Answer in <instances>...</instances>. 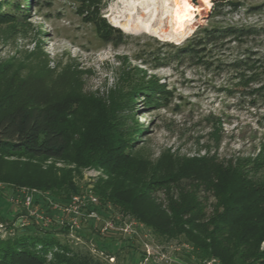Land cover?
<instances>
[{
  "label": "rangeland",
  "instance_id": "374dc122",
  "mask_svg": "<svg viewBox=\"0 0 264 264\" xmlns=\"http://www.w3.org/2000/svg\"><path fill=\"white\" fill-rule=\"evenodd\" d=\"M199 1L201 5L198 0H103L101 17L119 31L105 41L71 0H8L12 7L2 10L15 20L0 23V64L9 65L10 73L15 71L26 83H50L74 71L71 80L80 82L83 93L111 105L122 126L141 128L134 134L133 148H142L147 158L165 150L179 156L214 154L219 160L254 158L264 152V0H230L237 5L214 9L213 0ZM189 22L194 28L179 43L119 26H160L179 37ZM212 27H245L251 32L199 43L201 29ZM189 43L199 58L178 51ZM241 60L247 65H231ZM152 81L168 91L158 105H147L145 94L134 92ZM2 159L12 167L20 162L51 169L56 176L69 171L79 193L61 203L48 191L0 181V238L52 235L103 264H195L187 245L154 235L109 205L99 209L93 188L106 178L102 168H77L52 158ZM89 195L95 196V203ZM201 195L210 212L214 198L203 191ZM73 196L84 203L77 214L63 211ZM154 196L165 203L163 190ZM91 212L95 218L88 216Z\"/></svg>",
  "mask_w": 264,
  "mask_h": 264
},
{
  "label": "trees",
  "instance_id": "16d2710c",
  "mask_svg": "<svg viewBox=\"0 0 264 264\" xmlns=\"http://www.w3.org/2000/svg\"><path fill=\"white\" fill-rule=\"evenodd\" d=\"M7 1L0 0V23L15 20L2 10L11 6ZM71 1L102 39L115 36L118 30L100 15L103 0ZM236 5L230 0L212 1L213 9ZM13 9L24 12L19 5ZM250 32L245 27L202 28L198 40L206 44ZM178 51L199 58L194 43ZM243 61L231 65L237 69ZM10 71L9 65L0 64L1 182L48 191L66 203L71 195L79 193L69 171L56 176L51 169L26 163L16 162L12 167L2 158H52L74 163L77 168L99 167L106 174L93 188L99 209L107 210L109 205L154 235L187 245V255L195 258V264L211 260L217 264H264L262 149L251 159L219 160L208 153L179 156L169 150L147 158L142 148H133L134 134L141 128L122 126L111 105L83 93L80 82L71 80L74 71L59 77L61 83L57 78L50 83L42 79L26 83ZM137 90L145 94L147 105H158L168 93L156 81L134 92ZM133 98L130 93L131 105ZM158 190L164 191L165 203L156 200L154 192ZM202 191L215 200L210 212ZM0 264L103 263L87 251H74L52 235L15 234L0 238Z\"/></svg>",
  "mask_w": 264,
  "mask_h": 264
},
{
  "label": "bare ground",
  "instance_id": "6f19581e",
  "mask_svg": "<svg viewBox=\"0 0 264 264\" xmlns=\"http://www.w3.org/2000/svg\"><path fill=\"white\" fill-rule=\"evenodd\" d=\"M198 4L201 5V1L198 0ZM148 8H150V7L147 6V8H146V10H144V12L147 13ZM151 21H153V20L151 19ZM116 25L118 26L119 24H116ZM119 26H122L123 30H125L126 32H131V33H134V34H137V33H140V32H145V33L150 34V35L151 34L152 35H157V36L161 37L162 39L172 40L175 43H179L183 39V37H185L186 35L190 34L192 32L193 28H194L193 23L189 22L187 26L183 25L184 27L181 30V33L179 34L180 36L179 37H175V36H172L171 34H169L168 33L169 31L167 32L166 29L160 28V26H159V28L156 27V26H154V27L150 26L148 24H146V26H144V27H141L138 24H134V25H132V24H124V25H119ZM151 27H153V28H151Z\"/></svg>",
  "mask_w": 264,
  "mask_h": 264
},
{
  "label": "built area",
  "instance_id": "2783aa9c",
  "mask_svg": "<svg viewBox=\"0 0 264 264\" xmlns=\"http://www.w3.org/2000/svg\"><path fill=\"white\" fill-rule=\"evenodd\" d=\"M88 197H89V201H90V202H93V203L96 202V198H95V196H91V195H89ZM29 199H30V198H27V203H29ZM83 204H84V203H82L81 200H79V198H77L76 196H73V197H72V200H71V203H70L67 207H64V208H63V211H64V212L70 211V212H72V213L77 214V213H79L80 207H81V205H83ZM76 209H77V210H76ZM88 216H90V217H94V218H95V217H96V213L91 212Z\"/></svg>",
  "mask_w": 264,
  "mask_h": 264
}]
</instances>
